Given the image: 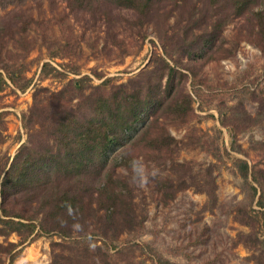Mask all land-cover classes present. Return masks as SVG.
I'll list each match as a JSON object with an SVG mask.
<instances>
[{
	"label": "rangeland",
	"instance_id": "374dc122",
	"mask_svg": "<svg viewBox=\"0 0 264 264\" xmlns=\"http://www.w3.org/2000/svg\"><path fill=\"white\" fill-rule=\"evenodd\" d=\"M263 8L256 0L237 16L226 0H160L143 14L115 0H0V182L20 145L51 144V117L23 120L35 93L66 89L75 104L111 86L167 87L153 119L173 137L136 147L143 181L109 151L103 192H115L84 189L88 212L66 228L74 244L58 224L35 235L43 204L32 192L0 195V218L4 206L34 224L0 234V264H264Z\"/></svg>",
	"mask_w": 264,
	"mask_h": 264
},
{
	"label": "trees",
	"instance_id": "16d2710c",
	"mask_svg": "<svg viewBox=\"0 0 264 264\" xmlns=\"http://www.w3.org/2000/svg\"><path fill=\"white\" fill-rule=\"evenodd\" d=\"M76 1L84 2V0ZM115 1L147 14L160 0ZM215 1L217 0H213ZM226 1L231 5L232 13L237 16L242 15L256 2V0ZM258 11L254 15L263 26L264 8ZM210 41L204 39L202 47L209 45ZM2 80L0 73V82ZM110 80L111 78H105L102 84L110 83ZM123 86H111L108 91L93 92L75 104L70 103L71 96L66 94V89L34 94L32 105L23 120L32 124L36 123L40 114L44 113L51 117L48 131L43 134L45 138L46 135L50 138L51 144L42 137L38 142L39 146L20 145L2 177L0 195L6 199L21 192H32L33 196L42 200L43 205H40V210L43 214L39 231L35 235L40 232L49 233L52 228L48 226L58 224L64 228L60 236L68 239L65 241L66 245L74 244V241L67 237L66 228L75 224L77 216L80 217L88 212L84 204L87 190L85 192L84 189H87L88 185L98 184L101 188L97 195L101 196L104 193L106 197H111L115 192L111 190L103 192L106 189L105 181H113L112 175L107 171L112 159L109 157L112 148L118 147V163L132 168L134 163L138 164L134 154L138 145L145 150H160L161 147L170 146L173 137L167 133L164 125L159 127L162 133L149 135L155 128L158 129L153 117L167 102L170 94L166 97V93L169 88L127 91ZM69 88L74 92L85 89L79 82L78 84L73 82ZM96 88L99 89L98 86ZM24 125L26 127L25 123ZM239 163L242 164V175L246 177L248 164L245 160H239ZM58 182H60L59 186L63 183L62 186L66 188L59 191L58 184L54 186ZM75 183L81 185H78L81 187L79 193H76L73 185ZM55 189L58 192L52 191ZM252 189L255 191V187L252 186ZM87 194L89 195L88 192ZM43 206L46 207L45 210ZM1 213L5 217L0 218V223L4 224V227L0 228L1 235L16 232L20 227L29 228L31 233L34 231V224L30 221L32 218L28 215H16L26 221L9 217L10 214L4 206L1 207ZM60 244L53 242V245ZM14 259L15 256L11 255L9 264H12Z\"/></svg>",
	"mask_w": 264,
	"mask_h": 264
},
{
	"label": "clouds",
	"instance_id": "9594fccd",
	"mask_svg": "<svg viewBox=\"0 0 264 264\" xmlns=\"http://www.w3.org/2000/svg\"><path fill=\"white\" fill-rule=\"evenodd\" d=\"M133 167H134V171L137 173V175H139V177L142 181L147 179L143 165H137L134 163Z\"/></svg>",
	"mask_w": 264,
	"mask_h": 264
}]
</instances>
